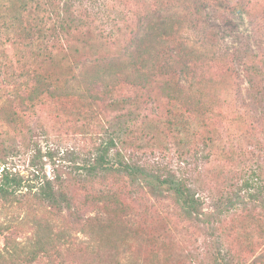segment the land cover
Here are the masks:
<instances>
[{
	"label": "rangeland",
	"instance_id": "374dc122",
	"mask_svg": "<svg viewBox=\"0 0 264 264\" xmlns=\"http://www.w3.org/2000/svg\"><path fill=\"white\" fill-rule=\"evenodd\" d=\"M99 1L106 4L101 9L108 17L104 24L96 22L98 34L112 31L117 28L116 24L124 28L123 17L133 27L141 19L144 21L148 12L158 8L157 0ZM238 1L241 0H231V7ZM243 2L247 13L242 16L230 11L214 16L212 11L209 28L193 30L186 25L178 38L210 59L199 66L195 78L182 83L187 97L199 99L202 113L180 106L173 115L168 113L171 104L158 90L145 92L144 115L132 126L135 133L126 136L131 145L126 146L125 153L134 162L150 170L161 169L163 173L171 170L189 179L203 202L205 215L200 222L186 220L172 196L153 197L146 188L131 186L124 176L88 180L82 168L101 142L103 134H97L99 124L105 125L116 112L108 116L95 105L93 109L99 121L89 131L88 124L94 120L88 116L91 112L87 104L75 92V96L64 100L46 98L33 109L21 106L17 96L27 93L32 78L20 75L25 70L24 63L19 64L18 60L30 55L35 46L32 41L21 44L18 50L10 44L0 46V150L5 146L14 147L12 154L4 158L6 166L28 183L37 184L34 173L41 168L48 178L65 182L75 197L82 220L100 214L98 197L101 195L115 193L130 204V225L135 231L129 235L131 251L124 255L129 264L147 261L157 264L164 259L168 264H213L211 259L218 251L236 264H264V209L259 203L246 198L244 204L224 214L220 223L214 222V216L210 217L218 201L222 199L225 203L224 195L232 197L239 192L253 171L262 170L264 174V101L255 104L254 90L244 68L247 53L264 59V0ZM175 9L193 21L185 7ZM219 18H227L232 24L225 29ZM80 47L85 55L89 53L88 48ZM107 50V53L111 51ZM93 66V60L85 58L79 63L78 72H92ZM113 99L116 98L107 97L104 104ZM11 108L20 115L21 125L6 120L4 114ZM170 123H173L172 130ZM146 126H151L152 131L142 134L140 128ZM25 128H31L33 134H22ZM31 137L33 140L29 143ZM24 194L15 204H6L0 199V264H24L36 232L45 236L48 228L53 235L71 232L76 247L68 254L66 246L59 242L57 249L48 245L49 253L34 264H112L105 250L98 254L90 249L81 223L77 224L67 212H52L35 201L31 193L24 191ZM224 231L232 232L233 236L219 240ZM147 234L155 235L158 243L161 242L162 249L156 260L150 258L151 246L144 238ZM6 249L13 253L12 257Z\"/></svg>",
	"mask_w": 264,
	"mask_h": 264
},
{
	"label": "trees",
	"instance_id": "16d2710c",
	"mask_svg": "<svg viewBox=\"0 0 264 264\" xmlns=\"http://www.w3.org/2000/svg\"><path fill=\"white\" fill-rule=\"evenodd\" d=\"M243 1H238L231 7V0H157L158 8L148 12L144 21L139 18V23L136 22L131 27L128 18L123 17L122 21L126 25L124 28H119L116 24L117 28L112 31H101L98 34L96 22L104 24V19L108 17L101 9L106 5L102 1L0 0V46L10 44L18 50L23 43L32 41L35 44L29 56L18 60L19 64L24 63L25 70L20 75L32 78L27 93L17 96L21 106L28 105L33 109L46 98L64 100L75 96V92L79 96L76 97L87 104L88 112H91L88 116L94 120L88 124L92 128L89 131L94 130L96 121H99L93 109L95 105L108 116L111 112H116L115 117L107 118V125H102V122L99 124L97 134H103L101 142L95 146L90 160L82 168L88 180H94L95 177L124 176L131 186L146 188L153 197L162 198L165 194L172 196L186 220L200 222L205 215L203 202L189 179L171 170L165 169L166 172L163 173L161 169L150 170L134 162L125 153L126 146L131 145L126 136L135 133L132 126L144 115L143 109H146L142 101L146 93L153 90H158L167 103L171 104L168 113L176 114L180 106L185 110L191 107L194 112L202 113L199 99L194 101L187 97L182 83L195 78L199 66L210 59L183 41L179 42L178 38L186 25L193 30L209 28L213 20L210 15L212 11L214 16L228 11L242 16L247 13ZM180 7L187 9L193 16V21L187 20L175 9ZM221 21L225 29L232 24L227 18ZM80 45L88 48L89 53L85 55ZM107 49L111 51L107 53ZM4 56L5 53H2V57ZM85 58L93 60V71L79 73V63ZM244 68L254 90L255 104L260 105L264 101V59L247 53ZM124 89L128 91L125 92ZM119 93L123 96H119ZM107 97L116 99L105 105ZM4 116L9 123L21 125V117L15 108H11ZM262 120L264 121V117ZM172 126L173 123H170L168 128L172 130ZM140 130L143 134V131H152V127L146 126ZM22 134H33V130L25 128ZM28 139L29 143L33 140L32 137ZM12 149L14 147L5 146L0 150V199L4 203L19 202V197H25L24 191H27L35 201L44 204L52 212H67L77 224L81 223V230L89 238L91 250L98 254L105 250L110 254L112 264H129L124 255L131 251L132 241L129 235L135 231L130 225V204L115 193L101 195L98 197L101 203L100 214L82 220L75 197L71 195L65 182L48 178L41 168L34 173L37 184L28 183L23 176L13 173L6 166L4 158L12 154ZM263 175L262 170L259 173L253 171L252 176L245 179L239 192H235L232 197L224 195L222 198L227 197L225 203L222 199L219 200L213 214H210V217L214 216V222L218 220L220 223L224 214L244 204L246 198L250 202L259 203L264 209ZM223 234L225 235L219 236V240L233 236L232 232L226 234L224 231ZM35 235L24 264H34L48 254V245L57 249L56 244L59 242L66 246L68 254L76 247V240L68 231L53 235L48 228L45 236L39 232ZM144 238L151 246L150 258L156 260L159 257L158 251L162 249L161 242L158 243V238L153 234L144 235ZM6 251L12 257L13 253L8 249ZM1 256L2 253L0 258ZM211 262L236 264L219 251ZM146 264L156 262L147 261ZM157 264H168V260L158 261Z\"/></svg>",
	"mask_w": 264,
	"mask_h": 264
}]
</instances>
